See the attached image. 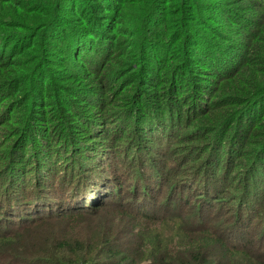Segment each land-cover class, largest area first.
Listing matches in <instances>:
<instances>
[{
    "label": "trees",
    "instance_id": "obj_1",
    "mask_svg": "<svg viewBox=\"0 0 264 264\" xmlns=\"http://www.w3.org/2000/svg\"><path fill=\"white\" fill-rule=\"evenodd\" d=\"M0 135V263L264 264V0H0ZM124 169L135 199L78 230Z\"/></svg>",
    "mask_w": 264,
    "mask_h": 264
},
{
    "label": "rangeland",
    "instance_id": "obj_2",
    "mask_svg": "<svg viewBox=\"0 0 264 264\" xmlns=\"http://www.w3.org/2000/svg\"><path fill=\"white\" fill-rule=\"evenodd\" d=\"M1 147H2V136L0 135V149H1ZM139 153L140 152H138V149L135 148V147L134 148L132 147V148H129V149H122V150H118V151H115V152L113 150L111 152V154H113V155H111V161L113 160V157H114V159H117V161L119 160V162H120L122 159L128 158L129 156H131V157L132 156L137 157V155ZM127 155H128V157H127ZM63 158H64V156L61 157L60 159H63ZM0 159H1V157H0ZM103 161H104V159H103ZM106 162L104 163V165H106V167H108V165H107ZM119 162L116 163L114 166L119 167L118 170H121V167H120V164L121 163L119 164ZM178 162H179V158H178V160H176V158L173 159V160H168V177L171 179V180L168 181V187H166V186H164V184H162V185H160L158 187V190H156V193H153L154 195H152V197L154 198L153 201L156 204L157 208L160 207V206H163V204L167 203V201H168L167 200V196L169 194L170 186L176 182V179H175L176 177L180 178L182 176V175H180L181 172H178V171H181V169L183 168V166L182 165L180 166ZM176 168L178 170H176ZM169 170H174V171L172 173H170ZM89 172H90V170H89ZM129 172L132 175V172L131 171H129ZM7 173H8V170L6 168L4 170H3V167L0 169V181L4 177L6 179V183L7 182L9 183V175ZM124 174L125 175L123 177H126V179H123V177H122V180H121L122 182H121V184H119V187H121L120 193H118L119 196H115L114 195L115 197H112V198L111 197H109V198H105L104 197L102 199V201H101V205H99L100 206V209L99 210H97V208H94L90 212H88L87 214H84L81 217H79L77 219V221H79V228H78V230L83 229L87 225L88 226L91 225L92 222H93V224L102 225L103 222H106V221L110 220V219H105V218L119 216V214H118V212H119V210H118L119 209V205L126 204L129 201H131V199H135L131 195V193H132L131 192L132 191V188L131 187L133 186L132 185L133 180L130 182V176L125 171V169H124ZM6 175H7V178H6ZM47 175L44 174L42 176V178H45V179L48 178ZM59 176H60V174H58V177L55 179L56 182H59L58 181ZM89 176H92V175L89 174ZM20 178H21V176H20ZM131 179H132V177H131ZM46 181L48 182L47 179H46ZM90 181H91V183L96 184L99 187H103V185H102V182L103 181L100 180V179L91 178ZM16 183H17L16 180H12V184L9 186V188L10 187L12 188V185L14 186V185H16ZM7 185L4 187L3 190H7ZM0 186H1V184H0ZM67 187H69V186L62 187V192H61L60 188H58L60 190V191H58V194H60L61 197H63V196H65V195L68 194V192L66 190ZM200 187L195 185V187H193V188H195V191L192 190V193H189V191L186 190L184 197L186 199V203L185 204L187 206H188V203L191 204V206L192 205H194L195 207L197 206V204H196V201H197L196 200V196L197 195L196 194H199L200 195V193L202 192V189H201L202 187L201 188ZM80 191H81V189L78 190V192L76 191L78 195L80 194ZM5 192H7V191H5ZM90 193H92L91 195H93V194L95 195L96 194L94 191H90ZM228 194L229 193H225V195H222V197L219 198V200L221 201L219 203L213 201V203H214L213 204V208H215V212L214 213H216L218 211L221 214L222 219L226 217V214L228 213V210L230 208L227 205V201H228L227 195ZM80 197L83 198V196H80ZM42 200L43 199H41L40 201H38V203L40 202L38 205H39L40 208H43V210L41 212H39L36 209V215H34L35 216L34 218L42 217L44 211L45 210H48V209L50 210L51 207L52 208H55L52 205V203L50 202L49 198H46V200L50 204L49 203H46L45 202L46 200H44V201H42ZM165 200H166V202H165ZM173 202L175 203L176 201L174 200ZM115 203H117V204H115ZM112 204H114V205H112ZM189 208H190V206H189ZM173 214H174L173 211H171V212L168 213V221H170L172 219H177V216L176 215H173ZM171 216H173V217H171ZM174 217H176V218H174ZM63 220H66V219H63ZM58 222L64 224L66 221H63L64 223L61 222V221H58V220H56V217H51V219H49V220L45 219L44 221H39V224L40 225H39L38 232H40L42 234H47L48 231H56V229L58 227ZM253 223L254 224H253V227H252L251 232L253 233V236L255 237V240L256 241L260 239L263 242V247H264V219H262V217L261 218H257ZM221 224L222 223H220L218 225H221ZM171 225L172 224H170V226ZM74 226H78V225L76 224ZM254 237H253V239H254ZM253 245L254 246L257 245V242L253 243ZM0 264H5V263H0Z\"/></svg>",
    "mask_w": 264,
    "mask_h": 264
}]
</instances>
